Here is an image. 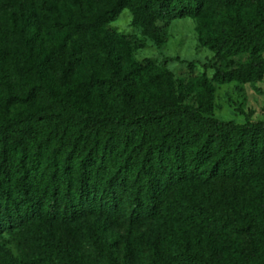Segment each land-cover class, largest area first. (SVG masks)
<instances>
[{
  "label": "trees",
  "instance_id": "1",
  "mask_svg": "<svg viewBox=\"0 0 264 264\" xmlns=\"http://www.w3.org/2000/svg\"><path fill=\"white\" fill-rule=\"evenodd\" d=\"M22 1L46 9L54 0ZM89 1L100 14L70 26L86 60L98 50L90 35L128 9L154 41L159 22L196 19L199 43L219 66L211 79L191 80L198 108L168 91L139 95L129 71L78 85L81 98L103 89L107 100L81 112L46 84L31 85L21 37L1 29L0 104L29 111L0 121V242L12 235L21 264H97L75 230L92 216L142 229L163 264H223L230 256L264 264V122L213 116L215 84L264 78V0ZM216 14L222 19L208 30ZM51 56L71 82L77 61L67 42ZM163 73L156 84H165ZM181 233L195 239L192 253L182 245L170 252Z\"/></svg>",
  "mask_w": 264,
  "mask_h": 264
},
{
  "label": "rangeland",
  "instance_id": "2",
  "mask_svg": "<svg viewBox=\"0 0 264 264\" xmlns=\"http://www.w3.org/2000/svg\"><path fill=\"white\" fill-rule=\"evenodd\" d=\"M99 14V9L89 0H54L46 9L22 0H0V30L8 29L9 33L21 37L34 76L31 85L46 84L54 95L71 101L81 112L100 109L107 100L103 89L92 98H81L75 91L78 85L92 80L107 81L114 74L125 75L129 71L139 95L168 91L178 104L199 107V91L191 80L204 73L211 79L219 63L215 55L199 43L196 19L186 17L159 22L161 34L154 41L133 25L132 11L126 9L108 27L90 35L98 50L93 53V60L88 61L70 26ZM221 19L222 14L212 15L205 22L207 29L217 27ZM66 42L77 61L75 75L69 83L63 80L62 70L51 56V51ZM205 65L210 69H204ZM164 69L169 73L165 84H156L155 78ZM213 105V116L219 120L244 124L250 114L251 123L264 122V78L253 84H215ZM28 111L27 105L0 104V121L18 119ZM75 230L86 255L97 264H163L146 243L142 229L129 224L111 227L104 219L88 216L75 223ZM194 242V238L181 233L179 238L173 237L169 250L174 253V249L182 245L192 253ZM0 264H21L10 234L3 235L0 242ZM223 264L244 263L230 256Z\"/></svg>",
  "mask_w": 264,
  "mask_h": 264
}]
</instances>
